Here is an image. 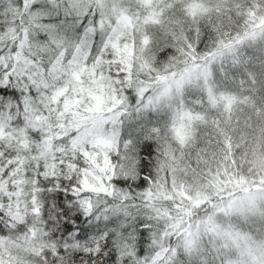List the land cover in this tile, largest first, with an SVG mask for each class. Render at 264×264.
<instances>
[{
	"label": "snow or ice",
	"instance_id": "obj_1",
	"mask_svg": "<svg viewBox=\"0 0 264 264\" xmlns=\"http://www.w3.org/2000/svg\"><path fill=\"white\" fill-rule=\"evenodd\" d=\"M0 264H264V0H0Z\"/></svg>",
	"mask_w": 264,
	"mask_h": 264
}]
</instances>
